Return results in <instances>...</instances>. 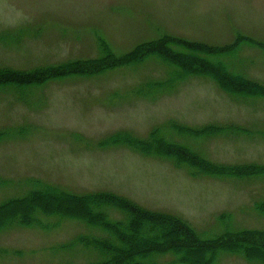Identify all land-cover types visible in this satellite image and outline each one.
I'll use <instances>...</instances> for the list:
<instances>
[{"label": "rangeland", "instance_id": "374dc122", "mask_svg": "<svg viewBox=\"0 0 264 264\" xmlns=\"http://www.w3.org/2000/svg\"><path fill=\"white\" fill-rule=\"evenodd\" d=\"M170 38L231 47L222 58L226 75L264 86V0H0V70L110 64L145 42ZM171 46L173 53L187 54ZM141 52L129 64L48 80L19 93L0 86V204L39 184L78 196L107 192L125 198L188 223L201 239L264 233V214L257 209L264 204V174L193 178L171 159L107 141L114 134L144 140L157 130L211 162L264 166L263 98H237L206 76L178 75L172 63ZM167 80L175 83L160 84ZM171 123L193 131L236 124L250 135L213 142L180 135L168 128ZM111 210L109 220H121ZM39 220V227L0 231V264L102 259L79 239L103 232L59 216ZM172 259L164 255L157 262ZM211 264L258 263L225 252Z\"/></svg>", "mask_w": 264, "mask_h": 264}, {"label": "trees", "instance_id": "16d2710c", "mask_svg": "<svg viewBox=\"0 0 264 264\" xmlns=\"http://www.w3.org/2000/svg\"><path fill=\"white\" fill-rule=\"evenodd\" d=\"M182 48L187 54L172 52V46ZM142 49L144 57L158 56L172 63L181 73L189 76H206L224 92L237 95V98L260 97L264 99V86L239 75L227 76L222 58H228L231 47H214L190 42L179 38L145 42L123 59L88 61L85 63H65L57 67L43 68L33 72H14L0 70V86L13 87L14 91L22 88L39 86L48 80L65 76L91 75L105 69L129 64ZM213 57L200 58V55ZM136 60V59H135ZM137 60H139L137 58ZM167 80L160 84H174ZM151 84V83H150ZM163 90V89H161ZM168 128H177L180 135L195 138L223 141L224 138L249 136L236 124L220 126L210 124L193 131V127L168 124ZM238 128V129H236ZM159 131H152L144 140L126 134L110 135L107 141H118L122 146L137 150L145 156L171 159L177 167H185L191 177L207 175L215 177L251 178L264 174V166L251 164H217L188 149L184 145L170 143ZM35 185L26 195L9 199L0 204V231L10 226L33 228L41 226L39 217H62L82 222L105 235L103 237L82 236L80 243L87 249L103 255L98 263L93 264H159L157 259L171 255V264H211L219 253L240 255L246 261L264 264V233L247 232L225 235L223 238L201 239L196 231L186 222L168 214L154 213L138 207L131 201L107 193L73 195L51 186ZM36 187H39L36 189ZM120 213L121 220L110 221L109 210ZM257 209L264 214V204ZM111 210V211H112ZM113 211V212H114ZM161 256V257H160ZM167 264V263H166ZM170 264V263H169Z\"/></svg>", "mask_w": 264, "mask_h": 264}]
</instances>
